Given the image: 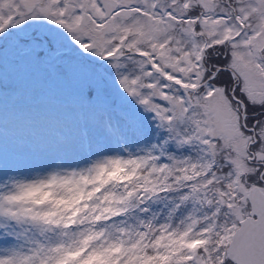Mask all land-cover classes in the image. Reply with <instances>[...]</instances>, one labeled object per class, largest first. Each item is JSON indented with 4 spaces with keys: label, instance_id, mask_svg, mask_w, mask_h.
<instances>
[{
    "label": "snow or ice",
    "instance_id": "obj_1",
    "mask_svg": "<svg viewBox=\"0 0 264 264\" xmlns=\"http://www.w3.org/2000/svg\"><path fill=\"white\" fill-rule=\"evenodd\" d=\"M0 264H264V0H0Z\"/></svg>",
    "mask_w": 264,
    "mask_h": 264
}]
</instances>
